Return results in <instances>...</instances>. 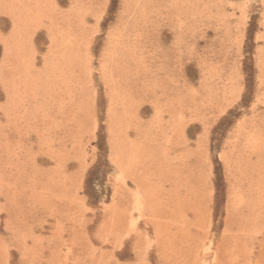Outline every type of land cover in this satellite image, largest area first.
<instances>
[{"label": "rangeland", "instance_id": "rangeland-1", "mask_svg": "<svg viewBox=\"0 0 264 264\" xmlns=\"http://www.w3.org/2000/svg\"><path fill=\"white\" fill-rule=\"evenodd\" d=\"M208 263L264 264V0H0V264Z\"/></svg>", "mask_w": 264, "mask_h": 264}, {"label": "bare ground", "instance_id": "bare-ground-1", "mask_svg": "<svg viewBox=\"0 0 264 264\" xmlns=\"http://www.w3.org/2000/svg\"><path fill=\"white\" fill-rule=\"evenodd\" d=\"M64 40V39H63ZM91 76V75H90ZM195 94V93H194ZM136 210V209H135ZM136 231V230H135ZM210 248V247H209ZM214 261V260H213ZM209 264V263H208Z\"/></svg>", "mask_w": 264, "mask_h": 264}]
</instances>
